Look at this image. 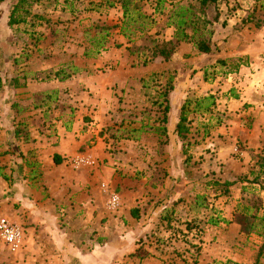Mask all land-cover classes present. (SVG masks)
Returning <instances> with one entry per match:
<instances>
[{"label": "rangeland", "instance_id": "obj_1", "mask_svg": "<svg viewBox=\"0 0 264 264\" xmlns=\"http://www.w3.org/2000/svg\"><path fill=\"white\" fill-rule=\"evenodd\" d=\"M16 1L0 3V218L20 226L23 242L16 253L0 245V264L35 262L42 223L36 209L48 197L36 154L71 134L80 154L65 158L61 168L100 171L89 215L95 207L104 216L105 235L88 229L76 242L63 235L57 244L43 237L41 248L46 256L51 252L46 261L76 264L74 242L89 253L86 264H235L212 259L220 249L208 246L205 236L226 231L232 249L244 254L240 264H264V256L257 258L264 239L247 233L252 224L263 228L252 219L264 217V134L256 124L262 110L246 99L260 94L250 92L257 80L243 72L248 58L240 55L248 31L264 23V0H217L205 7L201 0H161L160 13L153 11L158 0H141V12L154 23L130 41L116 27L118 0H25L17 13L24 21L10 27ZM179 5L196 10L200 30L208 22L199 39L208 38L210 53L180 43L168 60L153 55L172 39L166 23ZM102 28L109 34L106 49L84 57ZM14 78L22 87H14ZM209 96L212 102L203 101ZM232 101L243 111L245 136L234 133L226 142ZM185 102L187 131L180 139L175 126ZM78 157L84 161L75 166ZM112 195L119 197L116 207ZM56 215L55 224L66 227L61 206ZM62 252L65 259L58 261L54 256Z\"/></svg>", "mask_w": 264, "mask_h": 264}, {"label": "crops", "instance_id": "obj_2", "mask_svg": "<svg viewBox=\"0 0 264 264\" xmlns=\"http://www.w3.org/2000/svg\"><path fill=\"white\" fill-rule=\"evenodd\" d=\"M248 33H250V36H248L245 42L240 45V55H244L248 58V63L245 64L246 68L245 70H243V72L248 73L247 75H250L251 77H255V79L257 80L253 81L255 88L254 86H252L253 89L250 92L252 93V91H256V93L260 95H251L246 99L250 98L251 100L256 101L258 104H260V108H258V110H262V115L260 117V123L256 124L262 125V133L264 134V125L262 124L264 122V97L261 98V94L264 93V23L258 28H253V31H248ZM252 72H255V74L253 75ZM248 81L251 82L249 79ZM239 105L240 104L236 101L228 103V129H224V133L227 139L226 142L234 138V133L236 134V138L245 136V132H242L243 129L241 128V117L243 115V111H241V108L240 111H238ZM168 122L175 123V120L171 118V120H168ZM252 125L255 126V123H253ZM79 147L80 142H77L73 134H71L70 136L62 137V139L58 141L55 147L48 146V148L46 149L39 148L38 154H36L38 158L37 162L39 164L38 169L41 175V189L43 190L44 187L47 188L46 193L48 197L37 204L38 207L36 211L40 213L39 221H42V223L37 227L38 231H35L36 233L39 232V234L37 233V256L36 258H34L35 262L33 264H52L51 262L46 261V258L50 260L51 252H48V255L46 256L45 251L47 249L45 248L46 250H44L40 246L43 237H47L50 242L57 244L58 240H61L63 238V235L64 238L70 239L69 237H71L75 241L76 234L81 236L83 235L82 231L86 232L88 231V229H90L91 231H96V235H105L104 231L106 227L102 223V219L104 218V216L101 213L96 212L95 207H92V212L89 215V208L91 207L90 200L94 201L92 197L94 196V193L96 194V185L101 184L98 180V177H96V175L99 176V174H101L100 171L94 170L89 172L88 168L83 167L77 170L70 169L68 173H65L64 169L61 168L62 164L60 163L59 165H56L53 161V156L59 158L61 162L64 161L65 158L77 156L78 154H80ZM41 154H43V156ZM177 169V179L180 183L183 180L181 179L183 178V175H180L181 173H183V170L180 166H177ZM102 184L104 185V183ZM21 198L22 202H29L30 199L27 196H22ZM60 206L66 213L63 218V222L66 223V227L63 228L55 224L56 220H52L57 217L56 208ZM244 209L246 210L247 208L244 207L243 210ZM22 214L24 216V220H27V218L25 217L28 214L27 210L26 213L24 210ZM223 217L228 220V204L225 206ZM27 231L29 233L30 228H27ZM209 232L205 234L207 239L210 241L208 242V246L217 244L218 248L220 249L212 252L217 253L216 256H214L207 249L208 255L212 254V259H215L216 257V259L218 260L228 259L230 262H236L235 264H240L243 262V252L241 250L236 251L232 249L233 243L230 244V242L228 241V235L226 231H216L214 234L216 235V241L214 242V235L212 238H210ZM75 244L76 243L74 242L69 244L70 247H74L70 250V254L72 255L71 259L73 261H76V264H86V257H89V253H84V248H82L81 245ZM208 246L206 248H208ZM51 250L54 254V250ZM94 253H96V249L92 250L90 256H92ZM190 253H192V251H190ZM185 254H187V252H185ZM54 257L58 261H60L61 259L64 260L65 253L62 254V257L60 259H58L57 256ZM92 263L102 264L99 263V260H96Z\"/></svg>", "mask_w": 264, "mask_h": 264}, {"label": "trees", "instance_id": "obj_3", "mask_svg": "<svg viewBox=\"0 0 264 264\" xmlns=\"http://www.w3.org/2000/svg\"><path fill=\"white\" fill-rule=\"evenodd\" d=\"M5 0H0V3L4 2ZM25 0H17L15 4L13 5V8L11 10V13L8 17V26H13L18 23H21L24 21L23 18L20 16H17V13L21 9L22 3H24ZM141 0H118L117 2L120 4L121 10H122V20L120 22L119 26H116L119 30V34L123 36L124 38L128 39V41L131 40V37L136 36L137 34L144 35L148 29L150 28L151 24L154 23L153 18H151L150 15H146L141 12L139 8V2ZM217 0H201L200 6L205 7L210 4H215ZM161 4L162 1L158 0L155 7H154V13H160L161 11ZM113 4L111 3L110 6ZM27 11V10H26ZM27 14V12H25ZM196 10H192L190 6H177L174 10H172L171 14L169 15L167 19V25L171 28H173V36L172 39L169 41H163L161 42V45H157L156 47L157 52H154L153 55L161 56L164 60H168L171 55L174 53L175 48L180 43H190L197 49L199 53H210L211 47L209 44L208 38L205 39H199L203 34L200 33L201 30L206 29L205 26L208 24V22H203V27H201V30L197 26L199 23V18L195 16ZM103 28L92 37V43L90 48L86 49L84 51L83 56L84 57H94L100 53V51H103L106 49V39L109 36L108 32L106 31L104 34ZM206 34H210V31L207 30ZM68 77V76H66ZM65 77V78H66ZM65 78H62L65 79ZM12 83L14 84V87H22V85L18 84V79L14 78L12 79ZM4 85V80L0 76V90ZM211 101L212 97L209 96L207 98H204L203 101ZM188 102H185L180 109L179 114V120L178 123L175 126V133L180 139L182 138V135L187 131V129L184 127V122L186 121L185 116V106ZM199 103V101H198ZM209 106L211 105L208 104ZM207 111V108L205 109ZM19 131L16 132V137L18 136ZM54 162L55 164H59L61 160L59 158H56L54 156ZM226 186H230L231 184H225ZM253 220H257L262 223V227L260 229H257L254 224L249 226V229H247V233H258L263 239H264V217L257 218L256 216H252ZM264 256V242L260 245L257 253V258L259 260L260 257ZM256 264H259L256 261Z\"/></svg>", "mask_w": 264, "mask_h": 264}, {"label": "built area", "instance_id": "obj_4", "mask_svg": "<svg viewBox=\"0 0 264 264\" xmlns=\"http://www.w3.org/2000/svg\"><path fill=\"white\" fill-rule=\"evenodd\" d=\"M75 166L83 163V159L78 157L73 160ZM119 204V197L112 195L110 205L116 207ZM23 231L20 226L14 224L7 218H0V245L4 246L9 252L16 253L22 246Z\"/></svg>", "mask_w": 264, "mask_h": 264}]
</instances>
